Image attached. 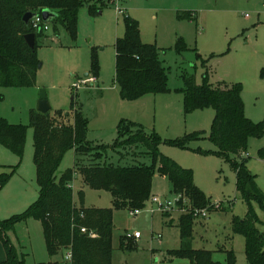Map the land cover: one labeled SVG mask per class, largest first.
Segmentation results:
<instances>
[{"label":"rangeland","instance_id":"1","mask_svg":"<svg viewBox=\"0 0 264 264\" xmlns=\"http://www.w3.org/2000/svg\"><path fill=\"white\" fill-rule=\"evenodd\" d=\"M118 8L125 14L119 15ZM125 16L137 19L142 41L160 50L169 78L168 91L134 99L121 96L116 83V41L125 34ZM179 41L186 46L181 52ZM36 50L41 66L35 84L0 87L1 115L10 123L30 125L45 90L52 114L57 110L71 113L74 106L81 109L91 142L113 144L123 118L143 125L148 135L158 133L163 141L161 153L192 169L195 183L210 201L205 208L191 209L196 220L190 246L211 251L212 260L220 264H227V252L232 250L235 264H248L245 238L232 229L234 217L243 218L247 212L234 162L246 161L253 175L247 189L264 196V158L260 156L264 134L251 136L241 155H220L210 140L216 110L207 107L186 113L181 89L187 73L195 74L198 83L206 76L215 86L240 83L246 116L254 122L264 121V0H116L97 10L85 5L79 11L75 38L65 27L59 25L55 30L51 25L38 37ZM85 79L89 81L81 83ZM198 132H204V137L192 138L188 147L169 142ZM34 154L31 127L21 158L0 145L4 166L0 171L11 175L0 190V220L23 213L39 198ZM104 160L116 165L151 164L146 144L117 150L110 147ZM75 162V151L70 149L57 175L73 169ZM81 178L75 175L71 182L76 202L86 207L113 206L110 191L85 186ZM152 196L177 197L157 170ZM152 196L137 215H131L129 208L114 207V264H198L187 257L169 255L182 247L178 221L181 214L190 211L188 206L163 212L156 208ZM253 206L262 220L258 226L264 231V210L257 200ZM136 232L139 238H134ZM159 234L161 241L154 238ZM3 235L19 264L61 261L60 257H50L43 222L37 217L15 223ZM7 257L8 246L0 235V264Z\"/></svg>","mask_w":264,"mask_h":264},{"label":"trees","instance_id":"2","mask_svg":"<svg viewBox=\"0 0 264 264\" xmlns=\"http://www.w3.org/2000/svg\"><path fill=\"white\" fill-rule=\"evenodd\" d=\"M116 0H0V87H24L35 84L39 58L38 37L46 30H35L31 23L26 25L23 16L33 11L41 14L44 9L56 13L50 23L55 30L65 27L73 38L77 34L80 9L88 5L92 10ZM125 34L116 41V83L125 99L139 98L147 93L168 91V73L160 50L154 44L145 43L137 19L125 16ZM36 34V44L31 48L25 40L28 33ZM181 52L186 49L182 41L177 43ZM97 73L98 63L95 62ZM185 87L184 110L186 113L197 109L213 107L216 115L210 140L217 152L223 156L241 155L247 148L251 136L264 134V121L254 122L246 116L242 98V86L213 85L207 81H196L195 74H183ZM81 110V109H80ZM78 106L73 112L51 110L31 114L30 125L10 123L0 113V145L17 154H24L28 129L34 132V161L37 167L39 198L26 211L10 219L0 220V235L8 246V257L1 264H19L3 232L15 223L29 217L42 220L47 249L50 257H60L61 261L50 264H114L113 230L114 207L138 209L152 196L153 177L156 170L167 178L171 192L181 195L180 207L190 211L180 215L178 226L181 231L182 247L169 253L171 257H187L198 264H220L212 260L211 251L194 249L189 242L194 236L196 217L193 207H206L209 199L197 186L194 172L175 160L163 155L159 149L163 142L156 132L148 135L143 125L122 119L117 126V138L111 145L91 142L88 139V121ZM204 137V132L182 138L171 139L170 143L188 147L192 138ZM146 144L151 164L116 165L104 160L108 148H132ZM75 151V167L57 175L58 167L65 153ZM123 155V154H122ZM264 158V147L260 150ZM238 174V187L247 204L243 218L235 216L232 229L245 238L248 264H264V231L258 225V216L253 202L259 201L264 210V196L247 189L253 175L246 167V161L234 162ZM0 163V170L3 169ZM75 175H81L85 186L107 190L112 194L111 208L86 207L74 200L71 182ZM11 175L0 171V190ZM168 215V213H165ZM86 229V232L82 231ZM130 242V241H129ZM122 244L126 246L125 242ZM128 245V244H127ZM72 253L70 262L66 252ZM227 264H235V252L229 250Z\"/></svg>","mask_w":264,"mask_h":264},{"label":"built area","instance_id":"3","mask_svg":"<svg viewBox=\"0 0 264 264\" xmlns=\"http://www.w3.org/2000/svg\"><path fill=\"white\" fill-rule=\"evenodd\" d=\"M119 15L125 14V11L123 9L118 8ZM248 16V14L246 15ZM32 27L35 30H49L50 29V23H47L43 20L41 14L38 13L37 17L32 20L31 22ZM86 81H89L87 79L82 80L81 83H85ZM76 88H79V84H76ZM177 197L175 199H163L159 196H152V201L154 202L157 209L162 210L163 212H169L170 210L174 209L175 206H179V202L183 199L181 195H176ZM185 201V199H183ZM140 213V208L131 210V215H137ZM199 214V213H198ZM83 232H86L85 228H82ZM140 233L136 232L134 238H139ZM155 239L161 241L162 235L159 234L157 236H154ZM66 261L70 262L72 259V253L70 251L66 252L65 255Z\"/></svg>","mask_w":264,"mask_h":264},{"label":"water","instance_id":"4","mask_svg":"<svg viewBox=\"0 0 264 264\" xmlns=\"http://www.w3.org/2000/svg\"><path fill=\"white\" fill-rule=\"evenodd\" d=\"M37 13L33 11L26 12L23 16V21L26 25H29L32 20L37 17ZM41 16L43 20L47 23H51L53 19L56 17V13L50 9H44L41 12ZM25 40L31 48L35 47L36 44V34L31 32L25 35ZM41 65H39L40 67ZM86 76H89L86 74ZM51 104L47 98V93L45 90H42L40 99L38 101L37 110L41 113H47L51 110Z\"/></svg>","mask_w":264,"mask_h":264},{"label":"crops","instance_id":"5","mask_svg":"<svg viewBox=\"0 0 264 264\" xmlns=\"http://www.w3.org/2000/svg\"><path fill=\"white\" fill-rule=\"evenodd\" d=\"M2 164V163H1Z\"/></svg>","mask_w":264,"mask_h":264}]
</instances>
